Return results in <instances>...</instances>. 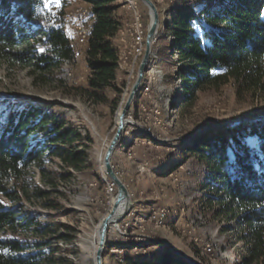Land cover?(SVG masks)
<instances>
[{
    "label": "rangeland",
    "instance_id": "1",
    "mask_svg": "<svg viewBox=\"0 0 264 264\" xmlns=\"http://www.w3.org/2000/svg\"><path fill=\"white\" fill-rule=\"evenodd\" d=\"M152 1L160 13L158 41L152 48L157 59L151 56L112 157L114 170L127 187L130 200L125 216L109 228L103 264H126L128 259L152 256L162 248L188 264H232L241 245L235 244L230 231L223 230L233 223L213 220L207 211L203 214L202 181L194 179L190 171L194 159L189 148L193 146L191 139L200 132L263 120L264 103L240 101L234 88L225 86L201 93L194 107L180 109L182 83L177 70L181 64L172 45V16L181 8H197L202 0H176L159 6ZM136 2L146 25V47L150 14L144 4ZM118 6L122 28L112 44L122 58L119 89L108 91L105 103H89L76 89L86 88L90 75L85 63L88 43L81 41L91 22L90 7L84 2L76 1L66 10L65 31L73 43L76 60L65 64L57 75L64 84L55 80L51 85L35 86L27 70L7 71L0 67L3 106L7 101L45 106L47 111L59 114L67 128L81 135L80 142L74 145L75 150L85 152L81 169L67 168L58 159L46 160L43 170L32 167L26 176L29 197L17 205L21 215L49 228L44 233L50 244L45 252L54 250L56 264H95L93 247L99 241L100 223L118 194L103 171L104 157L145 53V49L141 56L131 52L130 31L135 16L127 1ZM47 8L57 22H63L59 0H50ZM174 166L177 169L172 170ZM159 209L160 217L152 220ZM162 214L165 217L160 220ZM26 238L30 243L38 242L31 234Z\"/></svg>",
    "mask_w": 264,
    "mask_h": 264
},
{
    "label": "trees",
    "instance_id": "2",
    "mask_svg": "<svg viewBox=\"0 0 264 264\" xmlns=\"http://www.w3.org/2000/svg\"><path fill=\"white\" fill-rule=\"evenodd\" d=\"M49 1L0 0V67L27 70L35 86L64 84L57 75L76 60L65 31L66 10L84 2L91 14L85 50L90 75L87 87L76 89L89 103H105L107 92L119 89L112 39L122 28L117 10L123 0H59L61 23L47 8ZM172 26L181 64L180 109L225 86H232L240 101L264 103V0H202L197 8L176 10ZM6 103L0 102V264H56L54 250L45 252L49 228L21 215L17 205L29 197L26 176L32 167L43 170L46 160L58 159L81 169L85 152L74 148L81 135L45 106ZM191 141L190 171L202 181V212L233 223L223 232L230 231L241 245L231 263L264 264V119L200 133ZM29 234L38 242H28ZM126 264L188 263L162 248Z\"/></svg>",
    "mask_w": 264,
    "mask_h": 264
},
{
    "label": "water",
    "instance_id": "3",
    "mask_svg": "<svg viewBox=\"0 0 264 264\" xmlns=\"http://www.w3.org/2000/svg\"><path fill=\"white\" fill-rule=\"evenodd\" d=\"M138 1H140L142 4H144L148 8L151 21H150V25H149L148 33H147V37H146L145 53H144V56L142 58L141 64H140L139 69H138V75H137L136 82L132 87L131 93L128 97V100H127L125 106L122 108L121 114L119 115L117 132H116L112 142L108 146V149H107V151L105 153V157H104L105 172H106L107 176L110 178V180L112 181L113 185L117 187L118 194L116 197V202H115V206L113 208V212L111 214H109L103 220L101 227L99 229V232H98L99 249L96 253L95 264H103V259H104L103 251L105 249V245L107 242V235H108L109 228L112 225L111 223H112V218L114 216V212L116 211V209L118 208V206L121 203L126 202L127 203V206H126L127 209L129 207V200H130L129 191H128L127 187L125 186V184L123 183V181L118 177L117 173L115 172L114 167L112 165V157H113V154H114L116 148L119 145V142L122 138L125 127L128 123L127 116L131 110V107H132V104L135 100V97L141 88V85H142V82H143V79L145 76V72L147 71V67L150 63V59L152 56L153 43L158 36V32H159V28H160V13H159L156 5L153 3V1L152 0H138ZM200 133H203V132H200ZM126 212H127V210H126ZM126 212L124 213V216H125Z\"/></svg>",
    "mask_w": 264,
    "mask_h": 264
},
{
    "label": "bare ground",
    "instance_id": "4",
    "mask_svg": "<svg viewBox=\"0 0 264 264\" xmlns=\"http://www.w3.org/2000/svg\"><path fill=\"white\" fill-rule=\"evenodd\" d=\"M125 1H127L129 9H132L133 10V13H134L133 16H135V18H134V20H135L134 21V27H135L136 30H138L137 32H135V39H136L137 49L134 47V39H133V42H132V51L131 52L134 53L136 56H141L142 53H143V51H144V49H145V36H146L145 26L146 25H144V21L139 18V12L137 11V2H136V0H125ZM154 2L158 6L159 5H164L163 4V0H154ZM175 2H176V0H169L165 4H168V3H171L172 4V3H175ZM130 36H131V39H132V29L130 31ZM157 41L158 40L156 38V40L153 43V46H155L157 44ZM154 58L157 59V55H156L155 52L152 53V59H154ZM121 60H122V58L118 55V65L120 67H121V64H122L121 63ZM121 112H122V110L120 111L119 115L121 114ZM119 115H118V122H119ZM103 171L105 172V168L104 167H103ZM115 202H116V199L113 200L112 208H111L109 214H111L113 212V208L115 206ZM126 206H127V203L126 202L121 203L118 206V208L114 212V216L112 218V223H111L112 225L117 224L124 217V213L126 212V210H128ZM163 217H165V214H162L161 215L160 220H162ZM102 222L100 223V227H101ZM98 249H99V243L95 244L94 247H93V255L95 256V258H96V253H97Z\"/></svg>",
    "mask_w": 264,
    "mask_h": 264
},
{
    "label": "built area",
    "instance_id": "5",
    "mask_svg": "<svg viewBox=\"0 0 264 264\" xmlns=\"http://www.w3.org/2000/svg\"><path fill=\"white\" fill-rule=\"evenodd\" d=\"M167 1H169V0H163V4H165ZM138 8L139 7H138V3H137V11H138ZM139 18L143 19V17L140 14H139ZM131 29H132V39H134V47L137 49L136 39H135V32H137L138 30H136L133 25L131 26ZM88 39H89V30H88V33L87 32L84 33V37H83V39L81 41H82V43L84 42L85 44H87L88 43ZM159 217H160V209L157 210V211H154V216H153L152 220L155 221Z\"/></svg>",
    "mask_w": 264,
    "mask_h": 264
},
{
    "label": "crops",
    "instance_id": "6",
    "mask_svg": "<svg viewBox=\"0 0 264 264\" xmlns=\"http://www.w3.org/2000/svg\"><path fill=\"white\" fill-rule=\"evenodd\" d=\"M158 254V253H157ZM156 255V254H155Z\"/></svg>",
    "mask_w": 264,
    "mask_h": 264
}]
</instances>
